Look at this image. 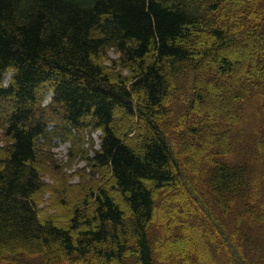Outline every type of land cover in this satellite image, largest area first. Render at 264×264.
<instances>
[{"label":"trees","instance_id":"trees-1","mask_svg":"<svg viewBox=\"0 0 264 264\" xmlns=\"http://www.w3.org/2000/svg\"><path fill=\"white\" fill-rule=\"evenodd\" d=\"M1 128L4 262L264 264V0H0Z\"/></svg>","mask_w":264,"mask_h":264},{"label":"rangeland","instance_id":"rangeland-1","mask_svg":"<svg viewBox=\"0 0 264 264\" xmlns=\"http://www.w3.org/2000/svg\"><path fill=\"white\" fill-rule=\"evenodd\" d=\"M237 53V51H233L232 54ZM119 55L111 51L109 53V57L115 59ZM11 78V72L5 76V83L7 84ZM51 94H48L46 100L44 101L48 103L50 100ZM58 127L60 125H57ZM55 125H50L48 128L57 127ZM59 131V130H58ZM5 131L3 128L0 129V142L4 139ZM99 132L89 133L88 131H80L75 132L72 131L71 140H66L64 137H60L57 135L52 140H42L43 142V150L51 155L52 163L56 164L60 167V169L65 173L68 172L70 174H77L80 170H84L87 168L86 162L84 160V152H90L91 145L94 144V147L98 146L99 142ZM90 172V170H87ZM78 177H74L73 181L77 182ZM47 182L49 184L52 183V180L47 176ZM50 193L47 192L43 196L42 206L46 207L49 203ZM0 264H4L0 261Z\"/></svg>","mask_w":264,"mask_h":264}]
</instances>
